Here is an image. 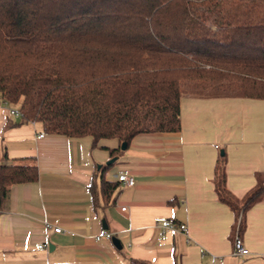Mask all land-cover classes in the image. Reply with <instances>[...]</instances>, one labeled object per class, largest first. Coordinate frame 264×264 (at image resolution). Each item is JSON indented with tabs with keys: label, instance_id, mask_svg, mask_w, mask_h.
<instances>
[{
	"label": "trees",
	"instance_id": "obj_1",
	"mask_svg": "<svg viewBox=\"0 0 264 264\" xmlns=\"http://www.w3.org/2000/svg\"><path fill=\"white\" fill-rule=\"evenodd\" d=\"M188 91L264 99V0H0V97L22 122L128 146L141 133L180 131ZM3 160L0 212L13 185L39 178L34 158ZM225 164L224 154L215 190L242 233L264 187L236 198ZM101 182L110 198L117 184Z\"/></svg>",
	"mask_w": 264,
	"mask_h": 264
},
{
	"label": "crops",
	"instance_id": "obj_2",
	"mask_svg": "<svg viewBox=\"0 0 264 264\" xmlns=\"http://www.w3.org/2000/svg\"><path fill=\"white\" fill-rule=\"evenodd\" d=\"M12 108L0 100V163L34 158L39 178L13 185L0 212V264H264V196L245 213L240 233L215 190L224 154L232 195L264 187V99L186 92L180 131L141 133L126 150L117 139L94 147L89 136L45 133L41 123L10 115ZM124 170L135 186L117 183ZM102 174L117 184L110 198ZM159 217L187 229H164ZM103 231L113 238L96 241ZM236 234L250 255L234 254Z\"/></svg>",
	"mask_w": 264,
	"mask_h": 264
},
{
	"label": "built area",
	"instance_id": "obj_3",
	"mask_svg": "<svg viewBox=\"0 0 264 264\" xmlns=\"http://www.w3.org/2000/svg\"><path fill=\"white\" fill-rule=\"evenodd\" d=\"M0 100H3V99L0 97ZM10 115L16 116V117L21 116V114L17 108L10 109ZM40 137H44V134H41ZM117 181L120 182L121 184L127 186V187L135 186V178L127 170H124V171H121L118 173ZM156 223L164 229H170V230L179 229L183 232H185L187 229L185 224H178L173 219H166V218L159 217L156 219ZM46 228H53V230L57 233L63 232V229L61 227H53L49 223H46ZM103 238L111 240L113 238V234L109 231H103L101 234H99L95 237L96 241H99ZM42 247H44V246L41 245L40 248H42ZM233 248H234V254L238 257H246V256L250 255L249 249L244 245L239 234H236L234 237Z\"/></svg>",
	"mask_w": 264,
	"mask_h": 264
},
{
	"label": "water",
	"instance_id": "obj_4",
	"mask_svg": "<svg viewBox=\"0 0 264 264\" xmlns=\"http://www.w3.org/2000/svg\"><path fill=\"white\" fill-rule=\"evenodd\" d=\"M127 147H128V146H127V143H126V142H124V143L121 144V149H122V150H126ZM222 154H224V153L222 152ZM116 159H117V158H113V159H111L110 161L107 162V165H111V164H113V163L116 161Z\"/></svg>",
	"mask_w": 264,
	"mask_h": 264
},
{
	"label": "rangeland",
	"instance_id": "obj_5",
	"mask_svg": "<svg viewBox=\"0 0 264 264\" xmlns=\"http://www.w3.org/2000/svg\"><path fill=\"white\" fill-rule=\"evenodd\" d=\"M185 93H186V92H185ZM187 93H191V92L188 91Z\"/></svg>",
	"mask_w": 264,
	"mask_h": 264
}]
</instances>
